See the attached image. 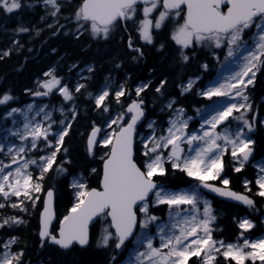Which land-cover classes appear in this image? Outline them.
I'll return each instance as SVG.
<instances>
[{"label":"snow or ice","instance_id":"1","mask_svg":"<svg viewBox=\"0 0 264 264\" xmlns=\"http://www.w3.org/2000/svg\"><path fill=\"white\" fill-rule=\"evenodd\" d=\"M25 11L37 23L25 22ZM0 17V62L22 56L16 71L53 38H87L82 53L113 44L100 62L49 46L56 58L23 88L26 102L0 90V233H9L0 235V264H33L16 234L33 218L38 249L67 252L94 239L106 264H264L255 138L264 97L252 94L264 75V0H0ZM144 66L143 77L125 70ZM189 97L207 103L190 111ZM74 135L86 166L73 156ZM249 167L253 177L234 190L230 173ZM175 174L187 183L164 182ZM61 182L70 206L58 216ZM216 198L243 210L231 238Z\"/></svg>","mask_w":264,"mask_h":264},{"label":"trees","instance_id":"2","mask_svg":"<svg viewBox=\"0 0 264 264\" xmlns=\"http://www.w3.org/2000/svg\"><path fill=\"white\" fill-rule=\"evenodd\" d=\"M78 1V0H76ZM75 1L72 3L75 6ZM71 8L67 9L70 11ZM30 20V19H29ZM0 17V23H1ZM15 27L11 26L10 28ZM87 38H82L80 42H75L71 38H54L52 42L49 43V46H55L58 48V55L62 52L67 54L69 60L72 59H83L90 60L95 59L98 62L107 59L108 55L113 51V44L110 43L108 45L100 44L97 46L93 44L92 49L87 53H82L80 48L87 43ZM6 43V37L4 39H0V45ZM37 46H39V40L36 41ZM99 47L100 51L97 52L96 49ZM108 49L106 52L105 49ZM35 59H30L27 63H25L24 67L20 71H16V68L23 62L22 56H13L11 59L0 62V90L11 88L13 93L20 96L21 102H26L27 98L23 96L22 90L27 86H31L33 79L39 73V71L44 68L51 60H55V56L48 55L44 61H37L36 54L33 53ZM156 57L150 56L147 62L148 66H151L156 63ZM211 63V61H210ZM158 69L160 71L165 70V66H159ZM125 70L133 71L136 75L141 77L147 75V66L140 68H128ZM188 72L195 71V64L190 66L187 69ZM103 73H98L96 77L95 84L93 87L99 85L102 81ZM119 75H123V72H120ZM253 98L260 101L261 97H264V75L258 74L255 88L252 90ZM187 106H189V110L191 111V106L196 105L199 106L204 104L203 100H194L192 97H189L187 100L182 101ZM264 103V102H261ZM84 121H81V124L77 127L83 131ZM255 138L258 141L257 144V154L258 157L264 155V130H259L255 134ZM73 156L77 161L78 166H86L89 162L85 156L84 146L81 138L78 135H74L73 139L70 141ZM232 177V187L234 190L242 191L241 181L247 177L249 179L252 178V173L250 167L246 169L243 174H234L230 173ZM165 183L181 187L187 183V178L183 177L181 174L169 175L165 181ZM92 184L95 185V180H92ZM69 193L65 189L64 183L61 182L57 185V199H56V212L57 215H61L66 211V208L69 205ZM258 201V206H259ZM214 205L217 208V214L219 215V224L224 229L223 235L226 237H233L235 232V227L232 223V217L237 214H243V210L241 208H237L232 205V202L222 201L218 198L214 200ZM36 229V219L33 218L26 228L18 229L16 234L20 235L22 238V242L28 245V255L32 258L33 263L42 262L43 264H106L107 253L95 248V240L93 239V243L86 248L75 247L70 251L64 252L54 248L47 249H38L37 238L33 234ZM9 233H0V235H8ZM50 258V259H49Z\"/></svg>","mask_w":264,"mask_h":264},{"label":"flooded vegetation","instance_id":"3","mask_svg":"<svg viewBox=\"0 0 264 264\" xmlns=\"http://www.w3.org/2000/svg\"><path fill=\"white\" fill-rule=\"evenodd\" d=\"M23 19H24V21L25 22H30V23H32V24H35V23H37V21H38V15L37 14H34V13H32V12H28V11H25L24 13H23ZM30 19V20H29ZM2 23H5V19L2 17ZM6 26L8 27V28H10L11 26H16V19H15V17H12L11 19H9V20H7L6 21ZM48 34L45 32L44 33V36H47ZM41 39H43V37H41ZM54 39V38H53ZM52 42V40H50V42L49 43H51ZM36 43V42H35ZM50 45V44H49ZM48 47L49 46H46V47H44L41 51H40V53L38 54V55H36V60L37 61H44L45 60V58H47V52H48ZM63 54H65V53H61L60 55H63ZM53 60H51V62H52ZM50 62V63H51ZM50 63H48V64H50Z\"/></svg>","mask_w":264,"mask_h":264},{"label":"rangeland","instance_id":"4","mask_svg":"<svg viewBox=\"0 0 264 264\" xmlns=\"http://www.w3.org/2000/svg\"><path fill=\"white\" fill-rule=\"evenodd\" d=\"M250 169H251V173H253V169L251 167H250ZM253 175H254V173H253ZM259 203H260V201H259ZM125 259H126V257H125ZM40 264H42V263H40Z\"/></svg>","mask_w":264,"mask_h":264}]
</instances>
